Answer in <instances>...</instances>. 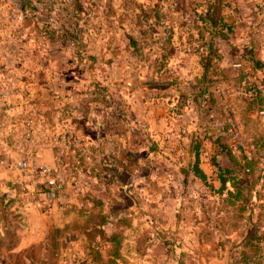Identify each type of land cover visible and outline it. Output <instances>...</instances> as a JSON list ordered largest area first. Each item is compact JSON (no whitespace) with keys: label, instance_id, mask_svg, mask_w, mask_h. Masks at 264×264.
Listing matches in <instances>:
<instances>
[{"label":"rangeland","instance_id":"1","mask_svg":"<svg viewBox=\"0 0 264 264\" xmlns=\"http://www.w3.org/2000/svg\"><path fill=\"white\" fill-rule=\"evenodd\" d=\"M22 1L0 0V264H263L246 241L264 227V102L246 109V88L264 29L221 44L214 73L250 77L211 103L185 94L205 57L166 41L175 0Z\"/></svg>","mask_w":264,"mask_h":264},{"label":"trees","instance_id":"2","mask_svg":"<svg viewBox=\"0 0 264 264\" xmlns=\"http://www.w3.org/2000/svg\"><path fill=\"white\" fill-rule=\"evenodd\" d=\"M26 2V1H25ZM27 3V2H26ZM223 4V0H206L204 7L201 9L194 11V17L198 23H181L178 20L172 23L170 30L168 31V39L166 41L170 40L171 42L174 36L175 31H177V28L180 27L179 32L182 33H189L188 36L185 37V40L182 41L184 45L187 46H193L192 49H195V52H199L200 55L205 57V61L202 66V73L198 78H194V84L191 86L192 90L197 91L198 93H194L192 91H189L188 89H185V94H189L193 96L194 98H199L204 95H208L209 101L211 103L216 101V98L213 97V93L211 91V88L215 84L223 83L227 80H234L237 84L243 83V79H247L250 76L246 73L245 70H240L239 75L235 76L232 75L231 68H222L218 71V75L214 73V63L221 61L223 56L219 53V51L215 48L216 39L221 38L225 39L226 34L225 31L228 27L224 26L223 24V16L221 14V6ZM194 30L195 35H191L190 31ZM148 35L150 33L146 34V37L144 40L146 41L148 39ZM161 41V40H160ZM181 42V43H182ZM194 43H197V48H194ZM172 44V43H171ZM144 47V46H143ZM143 47L140 49V51L143 49ZM161 50L163 48L159 47ZM202 49L204 51L202 52ZM250 61L255 62L256 65L262 66L259 62V60L254 61V59L250 58ZM246 73V75H244ZM250 83L249 81L247 84H251L249 88H246V83H243L246 89H249L248 91L252 94L254 97V100L250 103H247L246 109L254 108L257 110L260 108V106L264 102V97L262 96V92L264 89V81L263 82H256ZM260 85H263L260 87ZM238 86V85H237ZM218 88V86H217ZM194 94V95H192ZM256 148L259 151L264 152V139L261 141H258L256 144ZM264 154V153H263ZM194 174L195 176L199 177L201 180H205V174L202 172L201 169H199L197 166L194 167ZM225 181V179H223ZM259 234V235H258ZM254 240L256 241V246H252V242L254 243ZM250 243L249 246L254 248L255 254L258 253L261 254L260 249H263L262 246H260V243L264 244V227L257 226L255 230V235H252L246 243ZM246 257H248L246 255ZM264 264V262H263Z\"/></svg>","mask_w":264,"mask_h":264},{"label":"crops","instance_id":"3","mask_svg":"<svg viewBox=\"0 0 264 264\" xmlns=\"http://www.w3.org/2000/svg\"><path fill=\"white\" fill-rule=\"evenodd\" d=\"M205 1L206 0H175L176 8L178 13L180 14L181 20L185 21H181V23H198L194 17V11H197L204 7ZM255 3L256 0H223V4L220 8L221 14L223 16V24L224 26H230L232 30H235L231 34H228V32L225 31V39H216L215 48L219 51L220 54H222L221 48H223L221 44L228 40L233 42L235 45H240V43L243 45V43L246 44L253 41L252 36L254 32L256 30H260L259 19L255 10ZM227 12L229 13V17L231 19L230 21H228ZM190 34L195 35L193 29L190 31ZM188 35L189 33H182L178 30L174 33L172 41L173 43L176 41L177 45H175V48L177 49V52L179 54L182 53L188 55L192 51L195 52V49H192L190 46L184 45V43L182 42ZM203 51L204 49H202V52ZM23 239L24 238H22L21 241H18L8 251V253L14 255L15 253L20 252L22 249L29 247L30 244L32 246V241L27 242Z\"/></svg>","mask_w":264,"mask_h":264},{"label":"built area","instance_id":"4","mask_svg":"<svg viewBox=\"0 0 264 264\" xmlns=\"http://www.w3.org/2000/svg\"><path fill=\"white\" fill-rule=\"evenodd\" d=\"M63 4H68L70 0H59ZM255 10L259 19V26L264 29V0H256ZM49 185H53V181H49Z\"/></svg>","mask_w":264,"mask_h":264},{"label":"water","instance_id":"5","mask_svg":"<svg viewBox=\"0 0 264 264\" xmlns=\"http://www.w3.org/2000/svg\"><path fill=\"white\" fill-rule=\"evenodd\" d=\"M13 3L16 5L18 10H22L24 6V2L22 0H13Z\"/></svg>","mask_w":264,"mask_h":264}]
</instances>
